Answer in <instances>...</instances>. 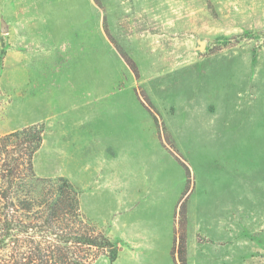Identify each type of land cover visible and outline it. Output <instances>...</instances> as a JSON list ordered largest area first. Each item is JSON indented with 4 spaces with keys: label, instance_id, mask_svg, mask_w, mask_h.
<instances>
[{
    "label": "rangeland",
    "instance_id": "374dc122",
    "mask_svg": "<svg viewBox=\"0 0 264 264\" xmlns=\"http://www.w3.org/2000/svg\"><path fill=\"white\" fill-rule=\"evenodd\" d=\"M34 124L120 249L94 264H184V227L185 264H264V0H0V136Z\"/></svg>",
    "mask_w": 264,
    "mask_h": 264
},
{
    "label": "trees",
    "instance_id": "16d2710c",
    "mask_svg": "<svg viewBox=\"0 0 264 264\" xmlns=\"http://www.w3.org/2000/svg\"><path fill=\"white\" fill-rule=\"evenodd\" d=\"M44 132V124H34L0 136V264H94L102 256L116 261L118 245L86 217L77 187L63 176L36 174L34 159ZM188 191L180 202V222ZM184 228L174 253L185 264Z\"/></svg>",
    "mask_w": 264,
    "mask_h": 264
},
{
    "label": "crops",
    "instance_id": "0c3cea01",
    "mask_svg": "<svg viewBox=\"0 0 264 264\" xmlns=\"http://www.w3.org/2000/svg\"><path fill=\"white\" fill-rule=\"evenodd\" d=\"M46 140L47 138L45 139V134H44L45 143ZM57 142L58 141H56V143H54L53 146L49 148V150L52 151L51 157H53L54 160L56 159L64 160L65 158L69 157V153L65 146H63L62 144H58ZM214 221L216 222L217 230H218V237L216 238L217 243L218 245H220L219 247L221 246L224 247L223 248L224 253L226 254V251L227 252L230 251L231 246L235 247V242H236L235 210H232V212L229 210L226 211L224 216H218L217 219L214 218ZM124 227H126L125 220H124Z\"/></svg>",
    "mask_w": 264,
    "mask_h": 264
},
{
    "label": "water",
    "instance_id": "95a60500",
    "mask_svg": "<svg viewBox=\"0 0 264 264\" xmlns=\"http://www.w3.org/2000/svg\"><path fill=\"white\" fill-rule=\"evenodd\" d=\"M201 49H204L205 48V42L204 41H201Z\"/></svg>",
    "mask_w": 264,
    "mask_h": 264
}]
</instances>
